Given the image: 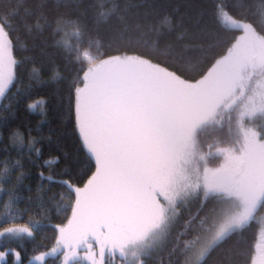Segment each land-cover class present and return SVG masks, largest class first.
<instances>
[{"label":"snow or ice","instance_id":"1","mask_svg":"<svg viewBox=\"0 0 264 264\" xmlns=\"http://www.w3.org/2000/svg\"><path fill=\"white\" fill-rule=\"evenodd\" d=\"M11 4L0 12V264H264V0H210L195 31L165 16L163 45L130 3L101 0L91 29L79 0ZM113 17L102 44L93 31ZM22 27L74 66L63 79L83 158L44 156L38 93L62 74L14 57ZM207 35L219 38L208 49L189 43ZM22 107L39 114L34 128L12 127ZM255 224L253 250L242 237Z\"/></svg>","mask_w":264,"mask_h":264},{"label":"trees","instance_id":"2","mask_svg":"<svg viewBox=\"0 0 264 264\" xmlns=\"http://www.w3.org/2000/svg\"><path fill=\"white\" fill-rule=\"evenodd\" d=\"M13 0H0V12L7 11L9 7H12ZM65 0H46V5L50 9H54L58 3L61 5ZM70 2H75V0H70ZM101 0H79V3L87 9L86 23L89 28H93L91 17L99 11L97 5ZM121 5L125 3H130L132 5L138 6L134 8L133 11H139L143 14L145 11L150 13L149 18L156 23H159L161 36L160 44L163 45L169 36L167 34V27L162 23L165 16L171 17L173 22L178 18L183 17L184 23L189 27L190 30L195 31L196 25L199 22V9L208 4L210 0H117ZM89 5L93 7L89 8ZM61 10H64L61 8ZM119 26V21L115 17L111 18L108 24H103L98 30L93 31V35H96L101 40L102 44L106 42L115 28ZM35 31V29H33ZM14 43V57L16 59H21L22 57H27L25 61V69L36 67L42 69L45 78L51 76L53 69H57L62 74V82H52L49 80L47 87L39 91L40 96L47 97V123L41 125L46 132H50L51 140L44 145V156L45 158L50 155H56L57 149L62 148L63 151L67 152L70 156L82 157L78 149L77 134L74 131V117L69 114L70 97L69 90L67 87V82L64 77H70L71 71L74 70V66L70 69L66 66L65 60L61 57L59 52L51 47V40L49 39L48 45H43L39 40L35 41L33 36L28 33L25 28H21L19 31V36L15 33L11 37ZM151 39V37H149ZM218 37L207 35L201 36L197 39L189 41V43L203 44L205 49H208L213 44L218 41ZM74 42V41H73ZM151 42V40H149ZM218 51V49H216ZM193 59L196 58L198 52L192 50L188 53ZM54 61V63H53ZM5 101L0 98V108H2ZM40 119L38 113L29 112L26 108H21L17 117L10 121L13 128L19 126L22 130L26 127L34 128ZM10 129L0 128V159L3 158V145L7 143V137ZM213 133L211 131L207 132L205 139L210 140ZM14 155V153H13ZM36 169H32L28 180L31 184L33 190L36 185ZM47 172V169H45ZM90 174V173H89ZM86 179V176L84 177ZM23 196H28L29 193L26 189L21 187L20 189ZM34 194V192H33ZM5 193L0 191V202H2ZM54 223L59 222L54 220ZM258 230V224L249 228L242 237L243 243L246 248H251L254 250V245L256 241ZM239 239V238H238ZM40 237H37V241ZM44 243L50 247L53 243L51 238L45 239ZM31 249L32 245L29 243L26 245ZM2 250V248H0ZM44 248L38 249V251H43ZM27 260V256H24ZM49 260H54L55 257H47ZM223 259L222 255H216L213 257L214 261H219ZM12 257L9 255L7 258V264H11Z\"/></svg>","mask_w":264,"mask_h":264},{"label":"rangeland","instance_id":"3","mask_svg":"<svg viewBox=\"0 0 264 264\" xmlns=\"http://www.w3.org/2000/svg\"><path fill=\"white\" fill-rule=\"evenodd\" d=\"M259 234H260V225L258 224V230H257V236H256L255 244L258 242ZM254 247H255V245H254Z\"/></svg>","mask_w":264,"mask_h":264}]
</instances>
